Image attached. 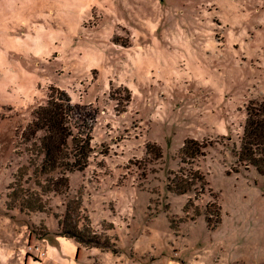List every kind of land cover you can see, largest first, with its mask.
Masks as SVG:
<instances>
[{
    "label": "rangeland",
    "instance_id": "rangeland-1",
    "mask_svg": "<svg viewBox=\"0 0 264 264\" xmlns=\"http://www.w3.org/2000/svg\"><path fill=\"white\" fill-rule=\"evenodd\" d=\"M49 94L92 151L67 194L26 214L7 187ZM258 97L264 0H0V264H264V175L234 158ZM178 171L204 184L171 192ZM64 217L92 241L58 235Z\"/></svg>",
    "mask_w": 264,
    "mask_h": 264
},
{
    "label": "trees",
    "instance_id": "trees-1",
    "mask_svg": "<svg viewBox=\"0 0 264 264\" xmlns=\"http://www.w3.org/2000/svg\"><path fill=\"white\" fill-rule=\"evenodd\" d=\"M72 111L65 98L59 99L49 94L45 104L32 112V119L21 136L22 143L29 144V147H25L28 163L21 171H16L7 187L9 208H17L26 214L46 212L50 197L68 193L69 175L86 167L92 151L91 137L80 139L72 134ZM245 114L239 148L234 151L235 162L245 169L252 167L259 175H264V97L250 100ZM198 147L197 142L187 140L182 147L183 157L190 154L193 158ZM197 182L204 184L203 176L198 171H178L168 184V190L176 194L193 192ZM188 210L186 206L185 212ZM204 215L208 224L219 222L215 202L206 205ZM67 222V217H64L58 235L74 238L77 242L92 241L87 237L90 229L86 221L81 223L82 228L76 223ZM170 222L173 227L172 219Z\"/></svg>",
    "mask_w": 264,
    "mask_h": 264
},
{
    "label": "built area",
    "instance_id": "built-area-1",
    "mask_svg": "<svg viewBox=\"0 0 264 264\" xmlns=\"http://www.w3.org/2000/svg\"><path fill=\"white\" fill-rule=\"evenodd\" d=\"M29 248H30V247H29ZM34 249H35L36 251H38V253H39L40 255H44V254H45L44 250H43V249H40L38 246H35Z\"/></svg>",
    "mask_w": 264,
    "mask_h": 264
}]
</instances>
